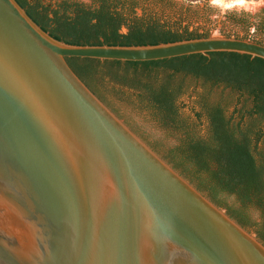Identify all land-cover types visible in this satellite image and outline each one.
Masks as SVG:
<instances>
[{
    "label": "water",
    "instance_id": "1",
    "mask_svg": "<svg viewBox=\"0 0 264 264\" xmlns=\"http://www.w3.org/2000/svg\"><path fill=\"white\" fill-rule=\"evenodd\" d=\"M264 59L219 33L75 45L0 0V264H264V244L158 154L66 57L148 61L209 52Z\"/></svg>",
    "mask_w": 264,
    "mask_h": 264
},
{
    "label": "trees",
    "instance_id": "2",
    "mask_svg": "<svg viewBox=\"0 0 264 264\" xmlns=\"http://www.w3.org/2000/svg\"><path fill=\"white\" fill-rule=\"evenodd\" d=\"M44 32L75 45H147L206 37L209 5L175 0H16ZM258 17V16H257ZM240 30L223 35L264 44V15L252 35L246 17L226 15ZM78 77L120 117V95L153 111L163 126L179 131L174 146L150 141L158 154L212 202L264 244V59L236 52H209L159 60L121 61L66 57ZM194 88L199 132L180 112ZM230 89L229 95L216 89ZM246 98L231 109L234 94ZM233 197V202L228 198ZM254 211L257 212L255 216Z\"/></svg>",
    "mask_w": 264,
    "mask_h": 264
},
{
    "label": "rangeland",
    "instance_id": "3",
    "mask_svg": "<svg viewBox=\"0 0 264 264\" xmlns=\"http://www.w3.org/2000/svg\"><path fill=\"white\" fill-rule=\"evenodd\" d=\"M85 3H90L91 0H80ZM184 4L198 5L199 7L204 6L205 3L209 5V12L211 18L212 30L211 33L222 34L224 31H236L240 30L239 26H235L231 21L226 19V15L244 16L250 22L249 34L252 35L255 26L252 22L256 18L264 15V6H261V0H249L247 11L238 12L236 9L226 11L223 5L230 4L231 0H175ZM258 16V17H257ZM191 90L188 91L180 99V112L182 116L188 119L189 124L196 127L197 131L201 132L204 130V124L202 120L197 117L199 108L195 104V94L192 92L194 88H199L200 83L198 81H191ZM216 93H223L229 95L230 89H224L220 87L216 89ZM246 102V98L239 97L238 94H234L232 97L231 109L237 105L241 107ZM115 106L119 108L120 113L126 122L128 120L131 124L135 125L140 129V132L147 137L150 141H159L166 146H174L178 143V139L181 136L179 131L172 130L162 125L154 116L153 111L147 107H143L129 102L123 96H119L115 99ZM128 124V123H127ZM131 127V126H130ZM132 128V127H131ZM133 129V128H132ZM229 202H233V197L228 198ZM255 216L257 212L254 211Z\"/></svg>",
    "mask_w": 264,
    "mask_h": 264
},
{
    "label": "clouds",
    "instance_id": "4",
    "mask_svg": "<svg viewBox=\"0 0 264 264\" xmlns=\"http://www.w3.org/2000/svg\"><path fill=\"white\" fill-rule=\"evenodd\" d=\"M249 0H231L230 4L223 5L226 11L236 9L238 12L247 11ZM261 6H264V0H261Z\"/></svg>",
    "mask_w": 264,
    "mask_h": 264
}]
</instances>
